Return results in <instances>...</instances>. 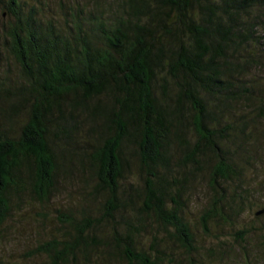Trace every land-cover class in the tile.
Listing matches in <instances>:
<instances>
[{
    "label": "trees",
    "instance_id": "16d2710c",
    "mask_svg": "<svg viewBox=\"0 0 264 264\" xmlns=\"http://www.w3.org/2000/svg\"><path fill=\"white\" fill-rule=\"evenodd\" d=\"M23 4L4 1L12 18L2 28L5 50L22 80L13 87L1 79L0 97L11 100L1 114L9 120L24 114L25 120L17 135L0 132V229L10 213L12 189L28 181L39 201L49 199L57 171L49 137L70 132L66 108L71 121L82 115L96 132L97 144L80 160L95 178V191L103 193L105 221L114 220L125 202V142L134 145L145 175L138 191L141 222L160 225L187 254L195 251V238L182 204L170 194L173 150L178 169L210 163L213 201L200 219L204 233L211 219L235 222L251 206L248 199L258 192L244 186L242 157L229 150L232 145L246 153L247 141L236 142L251 136L250 119L227 118L242 104L264 115V0H120L111 12L78 8L65 27ZM260 208L255 217L264 216V205ZM69 224L74 234L43 249L52 264H76L78 254L99 250L89 240L97 224L85 219ZM249 232L236 234L243 255L249 264H264V229L255 233L263 257L252 250L249 259ZM113 235L104 259L161 263L165 251L156 249L157 241L146 252L138 250L131 227L124 237Z\"/></svg>",
    "mask_w": 264,
    "mask_h": 264
},
{
    "label": "rangeland",
    "instance_id": "374dc122",
    "mask_svg": "<svg viewBox=\"0 0 264 264\" xmlns=\"http://www.w3.org/2000/svg\"><path fill=\"white\" fill-rule=\"evenodd\" d=\"M4 1L6 0H0V82L6 79L5 85L11 84L14 87L21 76L18 65L5 50L2 28L7 27L12 18L4 9ZM21 3L34 7L44 21L51 20L54 24L65 27V19L78 8L82 11H95L99 6L111 12L120 0H21ZM252 72L256 75L261 74L258 68ZM10 101L5 96L0 97V132L6 129L11 131V135H17L19 124L25 120V115L20 114L11 120L5 115L2 117L1 108L7 111ZM234 109L227 120L236 123L240 121L239 115H246L248 120L250 119L247 124L250 126L251 136L243 137L236 142L237 145L239 141H247L246 153L232 145L229 150L236 153L238 159L242 157L240 160L244 167V186L250 187L254 193L258 192L248 199V205L251 206H247L235 222H225L216 217L208 222V232H203L200 219L213 201L208 176L210 163H203L198 170L192 167L178 169L179 154L173 150L171 167L176 174L173 179H168L171 186L170 194L182 204V216L194 234L195 251L192 254H187L173 241L172 244L169 234L154 221L147 219L146 222L145 220L141 222L139 213L142 196H138V191L143 188L145 175L139 167L135 147L129 142L124 143L122 156L124 161L122 184L125 189L122 198L125 202L122 201L114 220H104L102 209L105 198L102 196L103 193L95 191V178L88 166L80 160L84 150L90 151L92 149L90 147L97 144L94 139L96 132L91 131L90 122L82 115V120L77 118L78 122L71 121L66 108L70 132L61 138H55L52 134L49 137L57 162L55 183L50 197L48 200L39 201L33 195L28 181L18 190L10 191V213L0 229V264H52L50 256L43 249L52 242L74 234L70 221L79 223L84 219L97 224L90 233L89 240L94 244L97 242L99 250H92L85 257L78 254L76 264H122L115 258L104 259L106 254L103 248L114 231L124 237L129 227L135 233L138 250L148 252L152 245H156L154 241H157L156 249L165 251L160 264H249L243 255L240 236L236 235L241 230H250L247 234L249 259L253 256L254 250L260 252L263 257L261 240L255 233L264 229V216L255 217V212L264 205V115L251 112L252 109L245 104ZM129 201L131 202L128 203ZM253 226L255 230L251 228Z\"/></svg>",
    "mask_w": 264,
    "mask_h": 264
},
{
    "label": "water",
    "instance_id": "95a60500",
    "mask_svg": "<svg viewBox=\"0 0 264 264\" xmlns=\"http://www.w3.org/2000/svg\"><path fill=\"white\" fill-rule=\"evenodd\" d=\"M260 213H262V212L257 213V215H259Z\"/></svg>",
    "mask_w": 264,
    "mask_h": 264
}]
</instances>
